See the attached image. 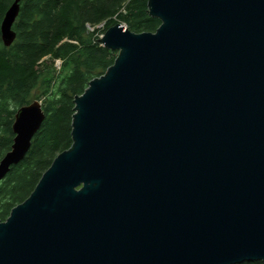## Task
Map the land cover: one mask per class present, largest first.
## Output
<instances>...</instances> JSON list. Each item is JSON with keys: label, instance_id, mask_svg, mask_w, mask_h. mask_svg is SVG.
Segmentation results:
<instances>
[{"label": "water", "instance_id": "obj_1", "mask_svg": "<svg viewBox=\"0 0 264 264\" xmlns=\"http://www.w3.org/2000/svg\"><path fill=\"white\" fill-rule=\"evenodd\" d=\"M19 1L0 26L5 47ZM148 8L155 33L103 35L119 56L76 97L72 148L0 222V264L264 262V0ZM15 116L0 184L28 155L43 104Z\"/></svg>", "mask_w": 264, "mask_h": 264}, {"label": "trees", "instance_id": "obj_2", "mask_svg": "<svg viewBox=\"0 0 264 264\" xmlns=\"http://www.w3.org/2000/svg\"><path fill=\"white\" fill-rule=\"evenodd\" d=\"M14 1L0 0V26ZM19 2L20 15L13 25L17 36L10 47L4 46L0 28V162L14 144L12 127L20 108L39 100L45 120L28 155L0 184V222L30 198L54 159L72 148L76 97L119 56L104 46L105 32L125 24L135 34L155 33L162 24L150 14L149 0Z\"/></svg>", "mask_w": 264, "mask_h": 264}, {"label": "rangeland", "instance_id": "obj_3", "mask_svg": "<svg viewBox=\"0 0 264 264\" xmlns=\"http://www.w3.org/2000/svg\"><path fill=\"white\" fill-rule=\"evenodd\" d=\"M55 64L57 69H60V67L62 66V63L60 61H57Z\"/></svg>", "mask_w": 264, "mask_h": 264}]
</instances>
